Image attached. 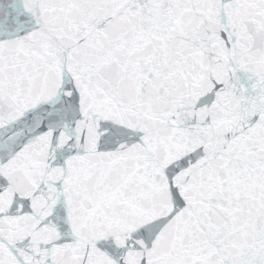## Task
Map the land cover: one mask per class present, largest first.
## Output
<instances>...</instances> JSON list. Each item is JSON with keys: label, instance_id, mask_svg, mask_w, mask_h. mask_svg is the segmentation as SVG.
Returning a JSON list of instances; mask_svg holds the SVG:
<instances>
[{"label": "snow or ice", "instance_id": "snow-or-ice-1", "mask_svg": "<svg viewBox=\"0 0 264 264\" xmlns=\"http://www.w3.org/2000/svg\"><path fill=\"white\" fill-rule=\"evenodd\" d=\"M0 264H264V0H0Z\"/></svg>", "mask_w": 264, "mask_h": 264}]
</instances>
